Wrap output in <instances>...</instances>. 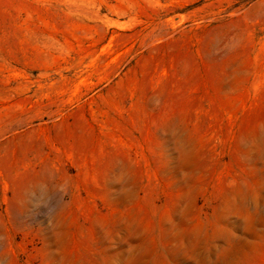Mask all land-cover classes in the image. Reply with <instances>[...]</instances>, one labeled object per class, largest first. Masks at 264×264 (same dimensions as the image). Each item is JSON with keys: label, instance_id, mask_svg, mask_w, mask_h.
<instances>
[{"label": "rangeland", "instance_id": "obj_1", "mask_svg": "<svg viewBox=\"0 0 264 264\" xmlns=\"http://www.w3.org/2000/svg\"><path fill=\"white\" fill-rule=\"evenodd\" d=\"M0 264H264V0H0Z\"/></svg>", "mask_w": 264, "mask_h": 264}]
</instances>
